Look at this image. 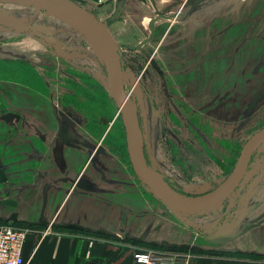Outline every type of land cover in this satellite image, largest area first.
<instances>
[{
	"label": "rangeland",
	"instance_id": "1",
	"mask_svg": "<svg viewBox=\"0 0 264 264\" xmlns=\"http://www.w3.org/2000/svg\"><path fill=\"white\" fill-rule=\"evenodd\" d=\"M133 1L131 40L110 35L141 155L175 197L201 198L223 185L264 128V0ZM79 5L106 29L115 21L112 10ZM126 141L91 38L50 12L0 4V225L44 232L89 161L78 181L103 173L105 187L131 194V221L165 243L131 246L264 258L246 249L264 247V142L222 204L178 214L135 173ZM179 235L216 248L172 247Z\"/></svg>",
	"mask_w": 264,
	"mask_h": 264
},
{
	"label": "crops",
	"instance_id": "2",
	"mask_svg": "<svg viewBox=\"0 0 264 264\" xmlns=\"http://www.w3.org/2000/svg\"><path fill=\"white\" fill-rule=\"evenodd\" d=\"M72 1L83 3L85 7H89L90 4L98 6L96 0ZM178 1L172 0V3ZM111 4L112 11L119 15L107 29L110 34L115 32L128 36L129 39L121 41L126 43L131 40L132 27H138V22L131 16V8L135 3L133 0H113ZM135 7L144 9L139 1ZM81 173L55 207L48 221L50 224L48 233L28 235L23 249L27 264H133L132 255L135 247L131 246V239L133 242L165 245L163 239L150 240V235H146L147 228L140 231L142 226H136L135 222L131 221L130 193L121 194L120 189L105 187L103 173H90L85 179L81 178L78 181ZM76 184L81 185L77 187ZM182 232L183 227L180 231L181 236ZM96 235L111 238L101 239L95 237ZM181 236L177 237L172 247H189L197 251L216 248L215 242L211 244L202 242L196 235L188 240L182 239ZM246 249L250 253L264 254L262 246L255 248L248 246ZM192 256L190 264H264V259H228L205 254Z\"/></svg>",
	"mask_w": 264,
	"mask_h": 264
},
{
	"label": "water",
	"instance_id": "3",
	"mask_svg": "<svg viewBox=\"0 0 264 264\" xmlns=\"http://www.w3.org/2000/svg\"><path fill=\"white\" fill-rule=\"evenodd\" d=\"M0 4L19 5L50 12L69 20L91 38L107 72L110 96L122 115L131 166L168 209L178 214H194L207 211L222 204L240 185L251 155L264 142V128L245 143L234 169L217 191L191 200L174 197L168 193L169 189L160 176L148 168L141 155L132 105L127 100L123 89L118 44L113 40L109 31L90 12L72 0H0ZM103 10H112V4H107L103 7ZM177 14L178 12L173 17ZM118 15V13H114L113 19ZM4 180L3 173L0 171V181L3 182ZM6 204L14 206L15 203L6 201Z\"/></svg>",
	"mask_w": 264,
	"mask_h": 264
},
{
	"label": "built area",
	"instance_id": "4",
	"mask_svg": "<svg viewBox=\"0 0 264 264\" xmlns=\"http://www.w3.org/2000/svg\"><path fill=\"white\" fill-rule=\"evenodd\" d=\"M113 0H96L99 6H106ZM50 226L42 233H48ZM28 231L13 224L0 225V264H27L23 249ZM133 264H190L192 254L188 252H162L155 249L135 247Z\"/></svg>",
	"mask_w": 264,
	"mask_h": 264
},
{
	"label": "trees",
	"instance_id": "5",
	"mask_svg": "<svg viewBox=\"0 0 264 264\" xmlns=\"http://www.w3.org/2000/svg\"><path fill=\"white\" fill-rule=\"evenodd\" d=\"M16 226H18V225H16ZM95 237H98V238H101V239H109V238H111V237H104V236H102V235H96ZM245 258H250V259H255V260H259V259H264V258H255V257H245Z\"/></svg>",
	"mask_w": 264,
	"mask_h": 264
},
{
	"label": "bare ground",
	"instance_id": "6",
	"mask_svg": "<svg viewBox=\"0 0 264 264\" xmlns=\"http://www.w3.org/2000/svg\"><path fill=\"white\" fill-rule=\"evenodd\" d=\"M76 26V25H75ZM77 27V26H76ZM168 193L170 194V195H172V196H174L169 190H168ZM175 197V196H174Z\"/></svg>",
	"mask_w": 264,
	"mask_h": 264
},
{
	"label": "flooded vegetation",
	"instance_id": "7",
	"mask_svg": "<svg viewBox=\"0 0 264 264\" xmlns=\"http://www.w3.org/2000/svg\"><path fill=\"white\" fill-rule=\"evenodd\" d=\"M112 15H114V14H112ZM115 103V102H114Z\"/></svg>",
	"mask_w": 264,
	"mask_h": 264
}]
</instances>
